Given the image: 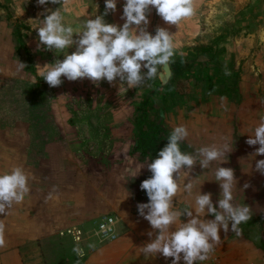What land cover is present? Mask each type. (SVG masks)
<instances>
[{"label": "crops", "instance_id": "1", "mask_svg": "<svg viewBox=\"0 0 264 264\" xmlns=\"http://www.w3.org/2000/svg\"><path fill=\"white\" fill-rule=\"evenodd\" d=\"M194 3L195 15L177 26L167 25L155 9L149 16L148 31L153 35L158 26L175 33L176 54L168 64L172 78L165 85L156 77L126 91V83L119 90L118 78L114 85L104 80L98 87L87 78L77 81L64 78L65 94L69 93L64 101L65 111L47 115L50 129L42 132L47 134L46 141L40 138V131L25 132L16 126L0 133V173L19 165L31 174L30 194L14 205L7 217L0 215L7 226L0 264H76L77 259L80 264H172L162 254L146 257L141 252L140 248L151 242L158 230L152 237L147 235L153 230L139 215L137 205L148 202L146 192L140 188L141 182L151 176L146 164L157 158L173 128L181 124L187 125L190 133L181 143L182 151L194 153L202 146L225 140L233 148L209 170L199 164L195 166L190 175L199 178L193 197L202 185L201 192H211L216 204L221 190L214 180V171L219 166L229 167L238 181L235 202L252 208V218L240 225L242 235L231 230L225 235L220 231L222 243L215 249L218 257L215 264H264V175L255 170L256 161L264 159V155L253 156L259 145L246 143L264 117V67L259 70L261 81L257 78V82H250L248 72L233 84L217 79L215 60L224 59L225 65L221 64L226 77L225 67L229 64L226 59H231V51H225L226 43H222L224 51L218 52L210 63L202 60L211 52L185 49L189 42L203 43L198 36L203 35L199 24L204 22L198 21L207 16L210 24L213 19L208 12L201 16L206 11L205 0ZM123 4L124 0H118L116 12L105 17L107 22L123 24L120 19ZM63 9L65 23L78 27L94 18L96 12L103 14L105 0H66ZM223 21L224 37L230 25H226V19ZM179 27L189 30L178 36ZM204 38L214 39L210 35ZM74 50L73 47L65 51L71 54ZM211 63L215 74H205ZM73 99L89 106L88 110L74 115ZM49 105L51 108L52 103ZM35 119L38 122L40 116ZM224 160L228 162L222 163ZM142 165L145 167L135 177ZM245 183L250 187L243 191ZM193 197L180 192L174 204L183 211L194 204ZM108 215L115 218L117 238L113 241L100 238L94 225L100 217ZM180 220L187 222V217ZM73 228L82 231L79 241L66 232ZM89 244L94 247L89 248ZM77 246L84 252L82 258L73 251Z\"/></svg>", "mask_w": 264, "mask_h": 264}, {"label": "clouds", "instance_id": "2", "mask_svg": "<svg viewBox=\"0 0 264 264\" xmlns=\"http://www.w3.org/2000/svg\"><path fill=\"white\" fill-rule=\"evenodd\" d=\"M48 3L60 7L55 10L45 8L40 14L44 19H37L40 22L35 29L39 37L37 50L44 46L47 51L55 50L63 54L62 60L56 59L43 67L36 65L50 87L62 85V77L68 81L87 78L97 87L104 80L114 85L118 78L119 90L126 83L127 91L146 80L155 79L160 68L173 62L176 50L174 33L167 27L158 26L154 35L148 31L152 10L155 9L169 26H177L196 12L194 0H124L120 17L124 22L120 25L105 19L109 13L116 12L118 0H105L103 14L96 12L94 18L90 17L81 26L73 27L65 23L63 6L66 0H37L41 6ZM96 7L98 10L99 5L96 4ZM73 47L75 50L71 54L65 51ZM17 65L18 72L27 67L19 60ZM225 75H231L227 67ZM189 135L187 125L174 127L157 158L146 164L151 176L141 182L140 188L146 192L148 202L137 205L139 215L149 222L153 230L147 235L152 237L158 230L155 238L140 248L141 252L146 257L162 254L165 258H172V264H180L181 260L184 264H199L209 259L222 243L221 230L225 235L230 230L238 236L242 235L240 225L252 218L249 205L235 202L234 191L238 181L232 168L219 166L214 171V180L221 190L216 204L212 201L211 192H201L202 185L193 197L195 182L199 178L190 175L195 166L199 164L202 169L209 170L214 162L228 156L233 148L225 140L220 144L202 146L194 153L182 151L181 143ZM246 143L249 146L259 145L253 156L264 155V117L260 118ZM227 162L224 160L222 163ZM144 167L139 166L135 177ZM255 170L264 175V159L256 161ZM30 180L31 174L19 165L0 173V215L7 217L14 205L24 201L31 192ZM248 187L250 184L245 183L241 190ZM180 192L194 199V204L183 211L174 204V198ZM205 216H213L214 219H205ZM181 217H187V222L181 221ZM111 223L109 221V225ZM6 228L4 219H0V248L6 246ZM101 231H111V227L101 225ZM88 247L94 245L89 244ZM73 251L80 258L84 255L79 246ZM76 264H80V259Z\"/></svg>", "mask_w": 264, "mask_h": 264}, {"label": "rangeland", "instance_id": "3", "mask_svg": "<svg viewBox=\"0 0 264 264\" xmlns=\"http://www.w3.org/2000/svg\"><path fill=\"white\" fill-rule=\"evenodd\" d=\"M205 2L203 6L206 11H203L201 16L207 12L212 14L213 19L210 20L212 23H207L209 22L207 16L199 20L198 22H204L201 24L197 22L203 32L198 38L200 37L203 43L189 42L190 45H185V49L211 52L208 55L211 58L207 56L206 60H202L204 63H210L214 61L218 52L224 51L222 43H226L225 51H231H229L231 59H226L229 63L226 67L231 75L223 76L224 59L221 58L215 60L214 66L217 68L215 72L219 77L216 78L233 84L239 82L240 76L248 72L250 82H257V78L261 81L259 70L264 67V0H205ZM223 5L226 6V11H223ZM57 7L60 5L51 3L38 5L37 0H0V133L16 126L15 128L25 132L40 131V138L46 141L47 134L42 132L50 129L47 115L64 114V101L69 94H65L64 77H62V85L56 87L55 91L54 87L47 88L48 84L41 77L40 69L36 67V65L43 67L56 59H63L60 53L55 50L47 51L44 46L37 50L39 37L35 29L39 26V20L44 19L40 14L45 8L55 10ZM63 14L65 17L64 9ZM223 19H226V25H230L226 30L225 38ZM176 30L180 36V33L189 29L179 27ZM206 35L213 36L214 39L206 40L204 38ZM17 60L27 65L22 72L17 71ZM212 66L213 63L208 64L204 73L215 74L211 71ZM39 80L42 82L40 92H38ZM72 104L74 115L85 113L89 108L86 104H80L79 100L73 99ZM35 116H40L38 122ZM32 117L34 123L31 122Z\"/></svg>", "mask_w": 264, "mask_h": 264}, {"label": "built area", "instance_id": "4", "mask_svg": "<svg viewBox=\"0 0 264 264\" xmlns=\"http://www.w3.org/2000/svg\"><path fill=\"white\" fill-rule=\"evenodd\" d=\"M109 221H111V225H109ZM95 229L97 234L100 236L105 241H113L117 238V234L115 233L114 230V225H115V218L113 216H102L98 220L95 221L94 223ZM101 225H105L108 227H111V231H101ZM67 234L72 236V238L76 241H79L82 236V231L80 229H70L66 231ZM218 260L217 253L214 251V253L211 254L210 258L203 261L199 262V264H215ZM170 261H172V258H170ZM184 264V263H181Z\"/></svg>", "mask_w": 264, "mask_h": 264}, {"label": "water", "instance_id": "5", "mask_svg": "<svg viewBox=\"0 0 264 264\" xmlns=\"http://www.w3.org/2000/svg\"><path fill=\"white\" fill-rule=\"evenodd\" d=\"M157 77L160 83L162 85H165L172 78V73L169 65L160 68Z\"/></svg>", "mask_w": 264, "mask_h": 264}]
</instances>
